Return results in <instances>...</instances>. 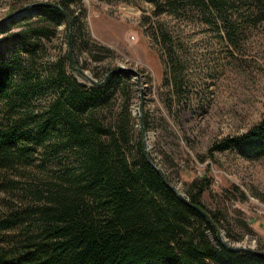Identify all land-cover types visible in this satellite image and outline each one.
<instances>
[{
  "label": "trees",
  "instance_id": "obj_1",
  "mask_svg": "<svg viewBox=\"0 0 264 264\" xmlns=\"http://www.w3.org/2000/svg\"><path fill=\"white\" fill-rule=\"evenodd\" d=\"M146 1L157 20L169 17V23L144 18L153 27L164 84L176 98L171 103L180 106L188 82L182 62L187 54L182 30L174 31L170 18L198 17L237 47L240 29L252 23L246 14L251 0ZM55 3L71 19L73 54L85 50L90 55L97 46L113 56L112 49L89 37L81 0ZM63 24L67 42L65 14L45 4L0 24V170H17L39 158L47 174L40 186L27 188L32 200L0 214V264H264V257L252 250L223 245L192 206L202 208L232 238L226 216L201 202L211 181L206 174L186 185L188 204L147 161L129 107L131 76L102 65L90 67L99 83L83 84L77 75L85 77L70 65L65 49L43 61L45 42ZM143 125L148 130L146 114ZM226 150L249 160L263 157L264 113L245 132L215 140L207 157ZM16 183L0 173V190L13 192ZM252 195L261 198L258 191ZM14 228L16 233H7Z\"/></svg>",
  "mask_w": 264,
  "mask_h": 264
},
{
  "label": "rangeland",
  "instance_id": "obj_2",
  "mask_svg": "<svg viewBox=\"0 0 264 264\" xmlns=\"http://www.w3.org/2000/svg\"><path fill=\"white\" fill-rule=\"evenodd\" d=\"M55 1L0 0V18L27 4H56ZM81 2L89 37L112 49L114 54L111 57L109 52L94 46L90 55L85 50L76 54L72 52L74 63L83 65L86 62L89 67L86 65L87 68L82 70L90 77L93 72L90 67L102 65L138 72L139 82L136 77L130 79L129 107L136 132L140 129L138 116L141 109L149 118V128L145 130L146 144L154 162L184 196L186 185L206 174L211 181L201 196V202L207 209L226 216L225 223L232 238H227L225 231L221 230L223 239L233 245L264 252V156L249 160L235 151L226 150L207 157V150L215 140L245 132L264 113V0L249 2L250 9L246 14L252 23L240 29L237 47L229 45L198 17L170 18L174 31L179 33V28L182 30L187 54L182 62L188 82L180 106L171 103L170 99L175 102L176 98L164 84V66L157 51L158 44L152 36L153 27L144 18L149 16L152 21L159 22L166 18L169 23V17L161 15L163 18L157 20V16L151 13L153 5L146 0ZM29 9L23 14L10 16L21 18L29 13ZM66 44L63 24L45 42L43 61L61 55ZM77 78L87 80L79 75ZM3 172L17 180V189L13 192L0 190L1 216L26 205V199L32 200L27 188L40 186L47 177L39 158L34 164L8 172L0 170ZM234 186L242 190L247 199L242 200ZM254 191H258L261 198L253 196ZM17 231L18 228H14L7 233Z\"/></svg>",
  "mask_w": 264,
  "mask_h": 264
},
{
  "label": "water",
  "instance_id": "obj_3",
  "mask_svg": "<svg viewBox=\"0 0 264 264\" xmlns=\"http://www.w3.org/2000/svg\"><path fill=\"white\" fill-rule=\"evenodd\" d=\"M37 4H45V5H50V6H53V7H56L58 9H60L66 16L67 18V21H68V34H67V44H66V52H67V55H68V58H69V62H70V65L75 69L77 70L79 73H81L87 80L88 82L90 83H95V84H98L99 82L95 81L94 79H92V77L88 76L78 65H76L73 61V57H72V43H71V33H72V30H73V26H72V22H71V19L69 17V14L67 13V11L63 10L61 8L60 5L58 4H54V3H48V2H36V3H32V4H27L25 6H23L22 8L12 12V13H9L8 15L0 18V24L1 23H4V22H7L10 18H11V14H15V13H20V14H23V11L25 12V10L27 8H30L31 6H34V5H37ZM117 71H122V72H126L129 76H133V77H136L137 81L139 82L140 80V75L138 72H136L135 70L133 69H128V68H123V67H117V68H113L110 70V72H117ZM109 73V72H108ZM107 73V74H108ZM106 74V75H107ZM105 75V76H106ZM104 80V78H103ZM102 80V81H103ZM82 83L84 84L85 82L82 81ZM141 91H142V88H141ZM141 98H143V96L141 95ZM142 108V107H141ZM140 116V129H141V138H142V142H143V145H144V152H145V156H146V159L147 161L151 164V166L157 171V173L161 176L163 182L172 190L174 191L182 200H184L186 203L190 204L189 201L187 200V198L181 193L179 192L175 187H173V185L166 179V177L164 176L163 172L161 171V169L157 166V164L151 160L150 156H149V153H148V147H147V144H146V135H145V129H144V115H143V109H141V114L139 115ZM192 206L202 215L204 216L207 221H209L211 223V225L215 228L216 232H217V235L221 241V243L223 245H225L226 247H228L229 249H232V250H252L251 248H247V247H242V246H239V245H233V244H230L228 242H226L223 237H222V234H221V230L218 228V226L215 224V222L210 218V216L202 209L200 208L199 206H196V205H193ZM254 253L260 255V256H263L264 257V252L262 251H258V250H253Z\"/></svg>",
  "mask_w": 264,
  "mask_h": 264
},
{
  "label": "bare ground",
  "instance_id": "obj_4",
  "mask_svg": "<svg viewBox=\"0 0 264 264\" xmlns=\"http://www.w3.org/2000/svg\"><path fill=\"white\" fill-rule=\"evenodd\" d=\"M251 249H252V251L255 250V249H253V248H251Z\"/></svg>",
  "mask_w": 264,
  "mask_h": 264
}]
</instances>
